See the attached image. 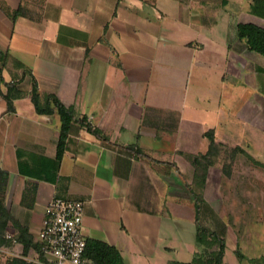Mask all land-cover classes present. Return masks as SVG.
Returning a JSON list of instances; mask_svg holds the SVG:
<instances>
[{"label": "crops", "instance_id": "1", "mask_svg": "<svg viewBox=\"0 0 264 264\" xmlns=\"http://www.w3.org/2000/svg\"><path fill=\"white\" fill-rule=\"evenodd\" d=\"M250 2L0 0L3 207L32 242L60 196L83 202V237L122 264L188 262L199 251L190 190L199 225L224 240V264L240 241L264 242V56L236 34L238 23L264 27ZM19 5L28 15L11 21ZM32 79L107 140L71 123L57 160L59 118L34 111ZM15 234L5 227L9 259L21 257Z\"/></svg>", "mask_w": 264, "mask_h": 264}, {"label": "trees", "instance_id": "2", "mask_svg": "<svg viewBox=\"0 0 264 264\" xmlns=\"http://www.w3.org/2000/svg\"><path fill=\"white\" fill-rule=\"evenodd\" d=\"M248 9L251 13L264 17V0H251L248 5ZM7 17L14 21L17 16L28 15V12L19 5L15 9L6 11ZM237 38L241 40L249 50L259 53L264 56V27L256 26L250 23H238L236 25ZM4 53L0 51V62L4 60ZM21 66V65H20ZM29 99L33 105V109L36 113L49 114L56 111L59 118V131L56 142L55 158L59 160L64 150L65 139L71 123H76L80 128L86 132L92 134L97 139L106 141L107 138L103 135L101 130L93 125L86 116L75 117L74 110L71 105H64L55 95L51 93L39 94L37 91L36 83L34 79L31 80V88L29 91ZM9 105L7 103V109ZM212 145L211 136H209V147ZM124 149L133 152L134 155L147 158L139 149L133 148V145H127ZM202 178V177H201ZM7 180V172L0 168V248L11 249L12 243L5 237V227L11 225L15 229V243L20 245L19 256L27 257L29 251H32L36 259L43 260V256L40 250V244L32 242V237L28 233L25 226L21 225L11 214L3 207V193ZM203 180V178H202ZM35 184L25 183L23 188L20 202L23 203L24 199L30 195L29 204L32 202ZM193 203H194V244L199 247V251L195 252L193 257L188 262H180L174 260H168L166 264H224L222 262L223 251L225 243L222 237L216 232L210 231L198 223V208L201 198L199 195L190 190ZM216 241L214 246L213 242ZM236 247L233 252L238 259H241L242 254ZM84 257L90 259L97 264H122L121 256L118 251L106 243L86 239L83 251ZM21 257H11L7 264H32L27 259Z\"/></svg>", "mask_w": 264, "mask_h": 264}, {"label": "built area", "instance_id": "3", "mask_svg": "<svg viewBox=\"0 0 264 264\" xmlns=\"http://www.w3.org/2000/svg\"><path fill=\"white\" fill-rule=\"evenodd\" d=\"M82 210L80 200L60 196L50 199L38 233L43 260L34 259L33 264H97L83 255Z\"/></svg>", "mask_w": 264, "mask_h": 264}, {"label": "rangeland", "instance_id": "4", "mask_svg": "<svg viewBox=\"0 0 264 264\" xmlns=\"http://www.w3.org/2000/svg\"><path fill=\"white\" fill-rule=\"evenodd\" d=\"M19 72V70H18ZM227 152L224 151L220 155L226 157ZM226 165V164H224ZM193 233L192 238L194 241V233L195 229L192 224ZM246 236V235H245ZM261 242L258 243L257 247H254L251 243L248 241L246 242H239V252L242 254L243 257L241 259H238L236 255L234 254L233 250H228L225 253L223 261L226 264H264V257H261L258 255V253H264V242L260 240ZM214 246L216 245V241L213 242ZM3 247L0 248V264H7V261L9 260L8 256H5L3 254Z\"/></svg>", "mask_w": 264, "mask_h": 264}]
</instances>
